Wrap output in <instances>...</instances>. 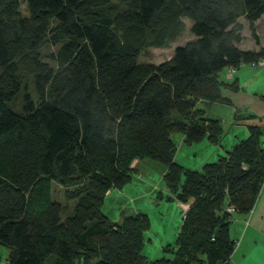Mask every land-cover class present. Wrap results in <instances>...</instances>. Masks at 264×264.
<instances>
[{
	"label": "trees",
	"instance_id": "trees-1",
	"mask_svg": "<svg viewBox=\"0 0 264 264\" xmlns=\"http://www.w3.org/2000/svg\"><path fill=\"white\" fill-rule=\"evenodd\" d=\"M0 0V247L6 264H225L232 215H246L264 185V133L248 136L197 170L173 161V135L218 145L219 121L200 101L223 102L222 70L264 59L244 52L242 19L264 0ZM192 36L169 60L140 65L145 47ZM46 48L54 51L41 55ZM52 65H49L47 61ZM19 99V111L12 105ZM164 167L162 182L187 204L170 257L142 254L143 213L102 212L107 194L131 182L135 161ZM63 189L64 204L51 185ZM70 203L68 208L66 204Z\"/></svg>",
	"mask_w": 264,
	"mask_h": 264
},
{
	"label": "rangeland",
	"instance_id": "rangeland-1",
	"mask_svg": "<svg viewBox=\"0 0 264 264\" xmlns=\"http://www.w3.org/2000/svg\"><path fill=\"white\" fill-rule=\"evenodd\" d=\"M20 1L19 12L25 16V7ZM181 32L175 40L163 48H143L137 58L140 65L151 64L158 65L170 59L173 49L182 45L191 39L189 33V22L181 19ZM239 23L244 29L247 24L240 19ZM259 42L264 47V19L257 24L255 28ZM244 35H247L245 30ZM53 48H46L41 51V55L54 51ZM45 60V59H44ZM47 61V60H45ZM52 65L50 61H47ZM13 110L19 111V99L12 105ZM223 126L228 125V121ZM225 129V128H224ZM228 131L225 129L224 132ZM234 141L231 142L230 133L224 135L220 145L210 144L206 138L195 142L185 144L180 135H173L172 140L175 144L173 161L185 169L197 170L205 162H214L217 154L219 156L230 150L231 146L244 139L239 134H235ZM138 164V165H137ZM134 161L131 164L135 166V173L132 175L131 182L119 190H113L112 195L107 194L101 212L112 222L120 218V214L132 215L134 210L146 215L149 221V227L143 234L142 254L150 259L159 257H170V254L164 251L166 247H173L177 230L181 224L183 210H187V204H177L173 197L167 192L162 182L164 167L150 160H143L141 163ZM63 189L56 184L51 185V197L65 205L62 197ZM68 208L71 204H66ZM255 205V204H254ZM254 207V206H253ZM252 207V209H253ZM252 209L248 214H236L233 221L228 226V234L234 243L233 252L225 264H234L236 261H245L260 259L264 260V234L252 230L248 225Z\"/></svg>",
	"mask_w": 264,
	"mask_h": 264
},
{
	"label": "crops",
	"instance_id": "crops-1",
	"mask_svg": "<svg viewBox=\"0 0 264 264\" xmlns=\"http://www.w3.org/2000/svg\"><path fill=\"white\" fill-rule=\"evenodd\" d=\"M262 19H264V14L254 22V28ZM245 30L248 33L247 35L243 33ZM255 34L258 36L256 32ZM241 37L242 40L237 44L240 51L256 53L259 49L264 48L259 39L258 45L254 43L247 28H242ZM220 77L224 82L235 83L236 89L232 91L229 88H221L219 93L223 102L200 101L196 104V107L203 111L205 117L219 121L221 137L218 145L227 133H230L231 142L234 141L235 134H239L245 139L248 136L247 128L249 126H256L264 133V64L255 69L250 68L247 64H242L232 72L229 69L222 70ZM224 117L228 121L226 127L223 126ZM224 128L228 131L224 132ZM216 157L220 156L217 154ZM112 192L108 193L109 196L112 195ZM136 213L140 212L134 210V214ZM119 220L120 218L114 222H119ZM248 225L252 226V230L256 234H259L257 231L264 234V185L256 199ZM7 257L8 250L0 247V264H5ZM234 264H264V260L258 258L245 261L241 258Z\"/></svg>",
	"mask_w": 264,
	"mask_h": 264
},
{
	"label": "built area",
	"instance_id": "built-area-1",
	"mask_svg": "<svg viewBox=\"0 0 264 264\" xmlns=\"http://www.w3.org/2000/svg\"><path fill=\"white\" fill-rule=\"evenodd\" d=\"M263 64H264V59H260V60L254 62V63H251L249 66H250V68L255 69V68H258V67L263 66ZM229 71L232 72L231 69H229ZM263 147H264V145H263ZM185 211H186V209L183 210V212H185ZM225 211H226V213L232 215L231 218H230V221L232 222V221H233V218H234V215H233V213H234V209H233L231 206H229V207H226V208H225ZM183 217H184V213H182L181 219H182ZM5 264H6V262H5Z\"/></svg>",
	"mask_w": 264,
	"mask_h": 264
}]
</instances>
